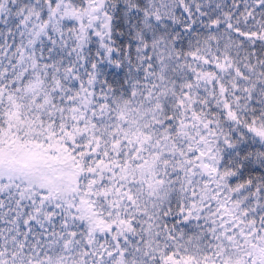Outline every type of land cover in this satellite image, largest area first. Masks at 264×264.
Wrapping results in <instances>:
<instances>
[{
	"label": "snow or ice",
	"instance_id": "6c2138e0",
	"mask_svg": "<svg viewBox=\"0 0 264 264\" xmlns=\"http://www.w3.org/2000/svg\"><path fill=\"white\" fill-rule=\"evenodd\" d=\"M0 264H264V0H0Z\"/></svg>",
	"mask_w": 264,
	"mask_h": 264
}]
</instances>
